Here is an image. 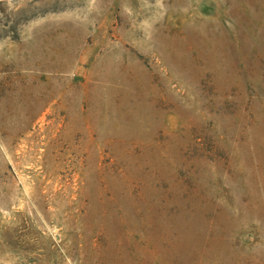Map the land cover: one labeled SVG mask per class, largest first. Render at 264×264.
Instances as JSON below:
<instances>
[{
	"label": "rangeland",
	"instance_id": "obj_1",
	"mask_svg": "<svg viewBox=\"0 0 264 264\" xmlns=\"http://www.w3.org/2000/svg\"><path fill=\"white\" fill-rule=\"evenodd\" d=\"M0 264H264V0H0Z\"/></svg>",
	"mask_w": 264,
	"mask_h": 264
}]
</instances>
